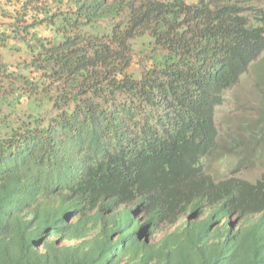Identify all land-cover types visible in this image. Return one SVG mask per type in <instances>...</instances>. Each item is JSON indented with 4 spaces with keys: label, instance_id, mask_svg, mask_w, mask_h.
Here are the masks:
<instances>
[{
    "label": "trees",
    "instance_id": "obj_1",
    "mask_svg": "<svg viewBox=\"0 0 264 264\" xmlns=\"http://www.w3.org/2000/svg\"><path fill=\"white\" fill-rule=\"evenodd\" d=\"M258 64L264 0H0V264H264V174L213 159Z\"/></svg>",
    "mask_w": 264,
    "mask_h": 264
},
{
    "label": "rangeland",
    "instance_id": "obj_2",
    "mask_svg": "<svg viewBox=\"0 0 264 264\" xmlns=\"http://www.w3.org/2000/svg\"><path fill=\"white\" fill-rule=\"evenodd\" d=\"M260 75L259 64L251 67L226 96L224 104L216 108L214 120L221 148L227 147L232 138L241 137L243 143L249 140L258 118L264 117V107L260 104V100L264 99V84ZM230 155L226 158H234L236 154ZM253 175L246 174L249 178Z\"/></svg>",
    "mask_w": 264,
    "mask_h": 264
},
{
    "label": "clouds",
    "instance_id": "obj_3",
    "mask_svg": "<svg viewBox=\"0 0 264 264\" xmlns=\"http://www.w3.org/2000/svg\"><path fill=\"white\" fill-rule=\"evenodd\" d=\"M253 66H250V68ZM245 74L246 73H244V75ZM244 75H242V76H244ZM242 76H241V78H242ZM234 88H232V89H234ZM231 90L228 91L225 96H227L229 94V92H231ZM263 92H264V88H263ZM226 99H227V97H226ZM262 100H264V99L260 100V104H261ZM260 118L264 119V117H260ZM253 131L251 133V138L248 140L246 146H248L249 142H251V143L253 142V138H252ZM263 133H264V131H263ZM252 144H253V146H251L250 148H245L241 152L236 153L234 150L229 151V152L223 151L222 148L220 147V144L218 141L219 151L216 152L215 154L213 153L214 154L213 159H215V161L217 163L216 166H217V170L219 173L218 177L234 176V177H239V178L245 180L246 182L255 183L257 181V179L261 176V174H264V164L261 162H258L257 164H253L251 159L258 151H264V136L257 138ZM240 149L241 148H237V150H240ZM234 153L236 154L234 156V158L233 157L232 158H226L228 156H231L230 154L234 155ZM247 156H250V158H246ZM253 173H254V175L252 176V178H249L246 176V174H253Z\"/></svg>",
    "mask_w": 264,
    "mask_h": 264
}]
</instances>
